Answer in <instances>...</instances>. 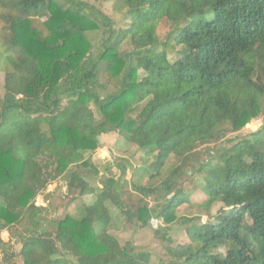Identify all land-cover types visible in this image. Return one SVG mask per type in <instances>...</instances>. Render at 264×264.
Listing matches in <instances>:
<instances>
[{"label":"trees","instance_id":"trees-1","mask_svg":"<svg viewBox=\"0 0 264 264\" xmlns=\"http://www.w3.org/2000/svg\"><path fill=\"white\" fill-rule=\"evenodd\" d=\"M113 11L123 26L91 0H0V232L27 220L24 264H154L109 232L110 201L151 227L157 264H264V124L206 159L196 152L264 112V0H114ZM117 137L141 167L123 159L118 180L92 185L89 155ZM129 169L149 186L130 183ZM60 178L65 197L96 198L49 230L29 205ZM125 181L155 198L133 218ZM184 204L197 212L177 215ZM9 240L0 233L5 261Z\"/></svg>","mask_w":264,"mask_h":264},{"label":"rangeland","instance_id":"rangeland-1","mask_svg":"<svg viewBox=\"0 0 264 264\" xmlns=\"http://www.w3.org/2000/svg\"><path fill=\"white\" fill-rule=\"evenodd\" d=\"M113 1L114 0H91V3L99 9L104 14H107L110 16L115 22L116 26H123L124 22L127 21L126 18L123 17L122 14H119L117 12L113 11ZM163 33V32H162ZM176 57L175 52L169 53V59L173 60ZM106 77L105 74H102L101 78L104 80ZM100 78V79H101ZM113 91L112 86H108L106 89V92ZM4 92V75L0 72V94H3ZM92 107V106H91ZM264 124V112L260 114L256 119H252L249 122L243 124L241 128L237 132H227L224 135H219L215 140H213L211 143L207 145H202L196 149V152L201 150V153L199 154L198 158L206 159L207 156H213L216 154L217 151H220L222 148H225L229 146L231 143L230 141H239L244 136L249 135L250 133L256 131L257 129L261 128V126ZM106 134L99 136L98 138L102 142L106 141ZM109 144V145H108ZM106 146H103L102 148L97 149L94 153L89 155V160L91 161L92 168H93V174L92 178H90L89 182L92 185H97L99 182V178L102 179L104 177H114L115 180H118L120 178V172H119V164H123V159L126 160L130 165L136 167L138 169L141 167L142 164L140 157L141 153L137 149L135 145H132L128 143L126 140H124L122 137H117L114 139V141L108 142ZM202 151H205V154L202 153ZM208 152V153H207ZM207 153V155H206ZM88 157V156H87ZM177 163V158L171 157L168 164ZM185 163V159L183 160V163ZM193 163V162H190ZM187 165L185 168L190 167V164ZM132 170H127V179H129V182H134L137 185L141 186H149V180L144 179V177H141L139 175H134L131 177ZM96 174V175H95ZM166 175V174H165ZM164 174H162L157 180H154L152 185L159 186L161 181L165 177ZM94 176V177H93ZM195 178V177H194ZM60 178V180H55L52 183H50L47 187V189L43 192H41L40 195L37 197L39 199H42L44 197H47V206H45L42 210L45 211L44 213L47 216H44L46 221L47 228L49 230H53V221L55 219H62L66 215L72 216L74 218L80 219L82 217V211L84 212V207L87 205H90L95 200V195H85L76 198L75 200H71V198L65 197V192L67 190V186L65 182H63V179ZM186 179V177L181 178L180 180ZM179 180V181H180ZM197 181V178L194 179ZM129 182H124V192L122 194V198L125 201V203H128V211L129 216L131 218L134 217V213L136 209L143 206L145 203H148V206H152L154 204V197H143V194L136 193V191L132 188L131 184ZM193 181L190 179V182L186 185H189L186 189L188 190L191 187V184ZM199 182H195L193 185H195V188H199L197 186ZM198 193V192H197ZM37 197L35 200L29 205L30 207H43L41 204L35 202L37 200ZM220 205L217 204L212 207L210 210L211 214H214L216 210L218 209ZM106 211L107 215L105 216V219H108V226L109 232L113 234L120 242L121 245H124L125 243L134 245L137 249L140 250H146L149 251L152 255V262L154 264L159 263L162 260H165V254L162 249V244L157 240V238L154 236L153 231L151 230L150 226L145 227H139L138 225L135 226L134 223H128L125 218L126 216L121 214L120 211L110 202L108 201L106 203ZM197 212V209L190 208L187 204H184L180 211H177V215L185 214V215H191L195 214ZM206 216L203 217V220H206ZM136 221V218L133 219ZM152 223L154 226L157 224V220H152ZM27 220L22 219L20 224H16L11 226L8 230L2 231L9 232L18 235L21 233V231L24 229V231L27 229ZM184 237V236H183ZM184 238L181 237L178 239L179 241ZM22 243L18 241L17 247H16V253L14 254V259L12 260V264H24L20 257H17V253L19 252L20 246ZM260 247L256 244L254 245V252L259 253Z\"/></svg>","mask_w":264,"mask_h":264},{"label":"crops","instance_id":"crops-1","mask_svg":"<svg viewBox=\"0 0 264 264\" xmlns=\"http://www.w3.org/2000/svg\"><path fill=\"white\" fill-rule=\"evenodd\" d=\"M41 194V193H40ZM38 207V206H37ZM41 207V206H40ZM42 209L44 208V207H41ZM45 212V211H44ZM24 220V219H23ZM22 221V220H21ZM8 232V231H7ZM0 233H2V231L0 232ZM9 233V232H8ZM32 233V231H30V230H28V229H26L25 231H24V229L21 231V233H19L18 235H20L19 237H18V235H16L15 236V234H13L12 232L11 233H9V237H10V240L7 242V247H8V253H10V254H12V253H16L15 251H16V247L18 246L17 245V243H18V241H20V243H22V239H21V235H30ZM3 242H5V241H3ZM1 246V245H0ZM20 248H21V246H20ZM6 251V252H7ZM19 251H20V249H19ZM19 253V252H18ZM18 253H17V257H20V259H21V261L23 262V260H22V258H21V256H19L18 255ZM14 259V256H11V257H8V259H6V261L4 260V258H3V253H2V250H1V248H0V264H12V260ZM24 263V262H23Z\"/></svg>","mask_w":264,"mask_h":264}]
</instances>
